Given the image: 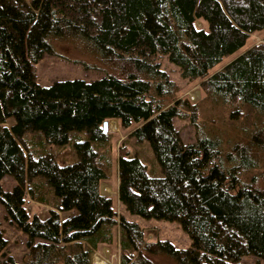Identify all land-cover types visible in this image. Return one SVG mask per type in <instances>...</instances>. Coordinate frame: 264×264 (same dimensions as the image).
I'll use <instances>...</instances> for the list:
<instances>
[{
    "label": "trees",
    "instance_id": "16d2710c",
    "mask_svg": "<svg viewBox=\"0 0 264 264\" xmlns=\"http://www.w3.org/2000/svg\"><path fill=\"white\" fill-rule=\"evenodd\" d=\"M252 34L261 40L249 44ZM55 41L93 54L97 63L84 66L105 76L37 84L35 64ZM160 55L182 78L199 79L203 98L229 108L230 119L244 117L243 108L252 113L251 126L232 136L213 120L211 127L198 121L197 104L174 100L176 85L160 68ZM186 117L196 134L189 144L172 123ZM104 120L121 129L136 125L128 137L149 143L162 172L148 175L120 143L119 203L143 218L178 222L189 248L145 241L144 230L117 217L111 198L100 193L111 170ZM45 143L62 149L46 151ZM255 169L261 172L244 176ZM4 175L15 186L0 185V202L25 233L28 252L24 263L8 257L1 264H90L93 251L114 241L115 224L121 264H154L153 255L177 264L264 259V0H0ZM27 194L50 207L43 218L29 217ZM69 211L75 212L61 219ZM5 247L0 231V255Z\"/></svg>",
    "mask_w": 264,
    "mask_h": 264
},
{
    "label": "rangeland",
    "instance_id": "374dc122",
    "mask_svg": "<svg viewBox=\"0 0 264 264\" xmlns=\"http://www.w3.org/2000/svg\"><path fill=\"white\" fill-rule=\"evenodd\" d=\"M200 25L199 22H197ZM260 34H252L249 39V44L260 41ZM53 51L51 53H44L41 59L35 64V79L37 84L42 87H47L56 81L81 79L87 82L100 79L105 76V71L99 68H86L84 63L90 65L97 59L93 54H84L78 47L70 43L55 41L53 42ZM233 56L225 57L223 63H227ZM160 68L166 71L170 79L176 85V92L173 94L174 100L182 99L188 100L190 103L197 104L198 121L205 123L207 127H211L210 121L213 120L216 126L223 128L222 131L235 135L240 125L250 127L252 124V113L247 112L245 108L242 110L246 115L239 120H232L229 117V108L222 106H213L203 98L200 91L199 79L190 80L182 78L176 65L170 62L165 55H160L158 58ZM194 98L191 93H195ZM169 104H173V101ZM13 119H9L6 125L12 124ZM110 122V121H109ZM114 122V123H112ZM172 123L174 128L178 131L181 141L184 144L193 143L196 139L195 129L190 122V119L173 118ZM114 124V127H112ZM132 125L127 129H121L117 121L109 123V133L111 138L108 142L109 159L111 162L110 178L108 181L100 183L99 191L102 195L111 198L112 207L114 208L117 217L122 216L126 220L136 222L143 230L145 241L167 240L176 248L187 249L191 246V239L189 235L181 228L176 221H168L154 218H143L136 214L129 213L117 199V155L120 143H124L129 156L138 157L146 166L147 174L154 177L162 176V172L158 163L156 162L149 143L147 141L136 142L134 137H128L129 133L135 128ZM81 135V132H76ZM37 139L42 138L41 134H37ZM27 136L31 137L29 133ZM43 139V138H42ZM72 146L67 144L65 149H71ZM62 147L45 143L44 150L51 152L61 151ZM261 170H252L248 172L245 177L258 175ZM38 181V180H35ZM0 185L5 191H11L15 186V181L10 175H4L0 179ZM45 197L49 198V193L46 187L43 190ZM25 209L31 218L37 215L43 218L48 209L46 204L39 203L27 194L25 198ZM75 211L61 213V219L72 215ZM117 219V218H116ZM114 241L110 245L100 246L95 252L100 259H94L97 264H121V253L118 247L119 229L118 225L113 226ZM0 231L6 241V247L0 255V264L6 263L7 258L11 257L16 263H24L25 256L28 252L27 237L25 233L7 217L5 206L0 202ZM36 242H42L41 238H36ZM152 260L154 264H177L171 258L165 255H153ZM239 264H264V259L258 258L254 255H244L240 258Z\"/></svg>",
    "mask_w": 264,
    "mask_h": 264
},
{
    "label": "water",
    "instance_id": "95a60500",
    "mask_svg": "<svg viewBox=\"0 0 264 264\" xmlns=\"http://www.w3.org/2000/svg\"><path fill=\"white\" fill-rule=\"evenodd\" d=\"M101 129L103 133H107L109 131V120L102 121Z\"/></svg>",
    "mask_w": 264,
    "mask_h": 264
},
{
    "label": "built area",
    "instance_id": "2783aa9c",
    "mask_svg": "<svg viewBox=\"0 0 264 264\" xmlns=\"http://www.w3.org/2000/svg\"><path fill=\"white\" fill-rule=\"evenodd\" d=\"M100 259L99 255L93 251L91 254H90V264H97L94 259ZM101 260V259H100ZM102 262H104L103 260H101ZM105 263V262H104Z\"/></svg>",
    "mask_w": 264,
    "mask_h": 264
},
{
    "label": "bare ground",
    "instance_id": "6f19581e",
    "mask_svg": "<svg viewBox=\"0 0 264 264\" xmlns=\"http://www.w3.org/2000/svg\"><path fill=\"white\" fill-rule=\"evenodd\" d=\"M195 95H196V92L193 93V94L191 93V97H192V98H194ZM111 121H114V120H111ZM111 121H110V122H111ZM110 122H109V123H110ZM112 123H114V122H112ZM112 127H114V124H112Z\"/></svg>",
    "mask_w": 264,
    "mask_h": 264
}]
</instances>
